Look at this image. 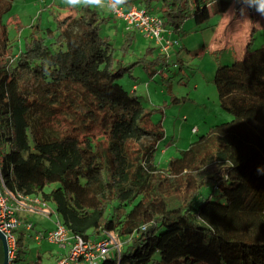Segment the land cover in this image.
<instances>
[{
  "label": "trees",
  "instance_id": "16d2710c",
  "mask_svg": "<svg viewBox=\"0 0 264 264\" xmlns=\"http://www.w3.org/2000/svg\"><path fill=\"white\" fill-rule=\"evenodd\" d=\"M11 1L0 0L6 187L52 202L72 234L96 240L113 232L120 247L97 264H264V47L248 46L256 26L249 24L242 56L219 65L213 78L232 118L162 168L154 161L162 126L113 88L125 67L100 33L106 17L96 7L58 12L54 27L32 32L14 53L2 23ZM133 4L157 14L171 36L189 17L203 25L215 13L237 21L245 10L247 23L258 15L247 0H127L122 7ZM19 243L14 264H41L40 251L22 258Z\"/></svg>",
  "mask_w": 264,
  "mask_h": 264
},
{
  "label": "rangeland",
  "instance_id": "374dc122",
  "mask_svg": "<svg viewBox=\"0 0 264 264\" xmlns=\"http://www.w3.org/2000/svg\"><path fill=\"white\" fill-rule=\"evenodd\" d=\"M58 1H11V8L2 14V23L6 25L14 53L20 51L21 42L23 45L32 32L46 26L54 27V16L58 12L66 15L65 10L58 9ZM97 9L106 17L100 33L112 43L116 63L125 67L112 81L113 88L150 110V121L160 124L164 131V137L154 152V161L160 167H166L170 159L186 150L212 126L232 118V114L221 106L213 78L219 65L232 64L242 56L244 31L248 32L249 24L256 26L250 30L253 42L248 45L249 50L264 47V15L256 12L254 22L252 18L249 24L241 20L231 27L225 24L224 16L219 13L212 14L203 25H197L189 17L178 32L172 33L171 39H176L177 44L164 52L160 51L155 40L138 32L126 33V23L108 9ZM103 82L107 84L103 85ZM100 84L101 89L108 88L107 80L102 77ZM33 207L37 210L46 208L41 203H34ZM47 208L51 211L49 216L40 212L18 213L23 224L15 230L17 238L20 237L18 248L24 249L21 257L31 260L40 251L41 264L49 261L45 252L49 247L59 258L68 251L58 244H48L42 240L44 238L35 239L37 231L53 229L58 220L55 205L48 202ZM25 222L32 223L33 228L26 230ZM41 240L40 245L38 241Z\"/></svg>",
  "mask_w": 264,
  "mask_h": 264
},
{
  "label": "built area",
  "instance_id": "2783aa9c",
  "mask_svg": "<svg viewBox=\"0 0 264 264\" xmlns=\"http://www.w3.org/2000/svg\"><path fill=\"white\" fill-rule=\"evenodd\" d=\"M114 16L125 21L128 29H132L159 44L161 51L167 52L176 41L171 39V33L163 27L162 19L154 13H149L137 5L124 9L122 6L116 11L109 10ZM166 33L168 35H166ZM34 203H41L46 208L37 210ZM27 211L40 212L45 216L51 215L47 202L38 197L28 196L18 190H11L3 182L0 174V232L5 236L8 247V264H14L17 253V235L15 230L22 225L18 213ZM25 229L31 230L32 223L25 222ZM45 238L53 244L67 248V254L52 264H97L101 259L119 249L121 242L113 232L106 231L99 239H86L81 235L72 234L58 220L55 227L47 232L37 231L35 239Z\"/></svg>",
  "mask_w": 264,
  "mask_h": 264
},
{
  "label": "clouds",
  "instance_id": "9594fccd",
  "mask_svg": "<svg viewBox=\"0 0 264 264\" xmlns=\"http://www.w3.org/2000/svg\"><path fill=\"white\" fill-rule=\"evenodd\" d=\"M64 2L72 7L108 8L111 11H116L120 6L126 4L127 0H64ZM247 3L257 13L264 15V0H247Z\"/></svg>",
  "mask_w": 264,
  "mask_h": 264
},
{
  "label": "crops",
  "instance_id": "0c3cea01",
  "mask_svg": "<svg viewBox=\"0 0 264 264\" xmlns=\"http://www.w3.org/2000/svg\"><path fill=\"white\" fill-rule=\"evenodd\" d=\"M44 2V1H43ZM55 4V2L53 3V5ZM57 7H58V9H60V10H65L66 11V14L67 13H69L70 11H74V9L76 8V7H72V6H69V5H67L65 2H64V0H59L58 1V3H57ZM104 9H108V8H104ZM99 10V9H98ZM109 11V10H108ZM110 12V11H109ZM246 16H248V12L247 11H245V10H243V12H242V14L241 15H239V16H237L236 17V19H237V21L235 20V17L232 19L231 17H229V18H226L225 19V24H228V22H230V21H235L236 23H235V25L237 24V22H240L241 20L244 22V23H246V24H249V23H247V17ZM124 21V20H123ZM125 22V21H124ZM229 27H231V26H229ZM247 32V31H246ZM248 34V32L247 33H245V31H244V38H245V36ZM243 46H244V39H243ZM24 212H27V211H22V212H20V213H24ZM28 213H30V212H28ZM42 240H45L48 244H53V243H51V242H49L48 240H46L45 238L44 239H42ZM42 240L41 241H38L39 242V244L41 245V243H42ZM45 252H46V254L48 255V257H49V261H48V263L47 264H51V263H54L58 258H59V256H57V253H55V251H53V249H51L50 247L49 248H47L46 250H45ZM30 260V259H29Z\"/></svg>",
  "mask_w": 264,
  "mask_h": 264
},
{
  "label": "water",
  "instance_id": "95a60500",
  "mask_svg": "<svg viewBox=\"0 0 264 264\" xmlns=\"http://www.w3.org/2000/svg\"><path fill=\"white\" fill-rule=\"evenodd\" d=\"M0 243H1L2 251H3L2 264H8L9 263L8 247H7L5 236H4V234L2 232H0Z\"/></svg>",
  "mask_w": 264,
  "mask_h": 264
}]
</instances>
